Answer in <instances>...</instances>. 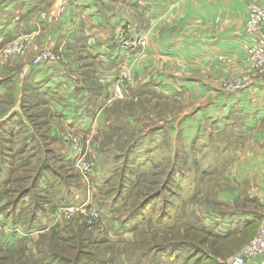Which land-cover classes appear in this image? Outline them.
<instances>
[{
    "label": "rangeland",
    "instance_id": "rangeland-1",
    "mask_svg": "<svg viewBox=\"0 0 264 264\" xmlns=\"http://www.w3.org/2000/svg\"><path fill=\"white\" fill-rule=\"evenodd\" d=\"M71 4V0H50L35 11L40 22L47 23L42 31L0 43V80L17 75L0 99V141L5 144L0 147V167L5 173L0 180V207L29 190L30 198L39 195V201L47 203L37 189L41 173L60 175L67 182L64 189L71 191L63 205L57 199L44 205L46 214L40 215L44 226L27 232L30 211H25L22 223L13 227L17 232L0 230V264H177L163 247L180 242L195 245V252L178 246L180 264L187 256H193L191 263L207 256L214 262L205 264H228L256 237L264 217V197L259 193L264 173L252 170L250 160L264 126L247 133L241 127L243 117L237 114L226 128L216 131L206 119L197 132L201 140H196L192 120L219 95L237 94L253 82L264 84V66L256 67L245 58L244 69L245 62L239 67L233 61L225 71L201 75L204 69L183 65L182 74L209 83L201 98L194 94L160 98L146 89L144 95L126 97L127 81L123 80L121 92L115 87L102 112L108 121L105 128L88 135L68 130L50 115L25 74L38 59L51 54L55 65L74 62L72 71L83 84L99 85L90 76V66L79 63L86 60L84 51L65 49L60 23ZM254 6L264 8L256 1H245L248 16ZM248 21L249 17L246 29ZM142 37L144 46L138 45L139 49L147 44V36ZM84 67L88 75L81 71ZM154 134L162 135L160 143L148 140ZM23 146L24 154L18 155ZM76 149L85 162H95L92 176L85 178L74 164ZM119 194L122 200L111 207L109 202ZM151 198L155 200L134 222H122ZM86 201L105 217L104 222H96L91 210H60ZM26 207L31 210L32 206ZM15 220L10 218L11 223ZM135 223L139 225L132 229ZM215 231L233 235L220 240L214 237ZM247 264H264V257Z\"/></svg>",
    "mask_w": 264,
    "mask_h": 264
},
{
    "label": "crops",
    "instance_id": "crops-1",
    "mask_svg": "<svg viewBox=\"0 0 264 264\" xmlns=\"http://www.w3.org/2000/svg\"><path fill=\"white\" fill-rule=\"evenodd\" d=\"M49 1L2 0L0 43L23 33L42 31L47 23L40 22L35 11ZM245 1L71 0V11L60 23V32L66 37L65 49L84 51L86 60L79 63L90 66V76L99 85L83 84L72 71L75 63L71 61L39 64L27 69L25 75L45 100L50 115L68 130L85 135L107 126L102 112L120 78L127 81L126 97L144 95L142 90L146 89L160 98L190 94L201 98L209 83L198 76H185L182 67L202 68L201 75H212L231 68L234 61L239 67L245 62L244 69L246 47L259 35L248 32L244 26L248 17ZM253 1L264 5V0ZM123 30L132 40L146 35V47L120 49L118 40ZM86 69L81 71L88 75ZM16 76L0 80V99ZM200 114L192 120L196 140H201L197 132L206 125V119L207 125L212 124L218 131L226 128L237 114L243 117L241 127L247 133L260 130L264 126V84L253 82L249 89L237 94H221ZM161 136L154 134L148 140L160 143ZM261 136L250 160L254 163L252 170L264 173V131ZM67 157L71 158L70 154ZM259 193L264 197V186H260Z\"/></svg>",
    "mask_w": 264,
    "mask_h": 264
},
{
    "label": "trees",
    "instance_id": "trees-1",
    "mask_svg": "<svg viewBox=\"0 0 264 264\" xmlns=\"http://www.w3.org/2000/svg\"><path fill=\"white\" fill-rule=\"evenodd\" d=\"M13 118V117H12ZM11 123V122H9ZM7 125L3 127V130H7ZM11 135V134H10ZM4 142L0 141V147L3 148L4 146ZM11 148V147H10ZM24 149V150H23ZM25 152V146L21 147L20 149H18V155H23ZM55 156L61 160V161H67L66 159H64L65 157L60 155V154H55ZM68 158V157H67ZM1 159V158H0ZM68 160H70L68 158ZM3 169L2 167H0V180L4 177L5 173H3ZM5 178V177H4ZM8 181V179L6 180ZM67 182L65 180H63L61 178L60 175H57L56 173L53 174H46V173H41L39 175V178L37 180V189L40 191V194H43V197L48 200L47 203H43L42 200L39 201V195H35L34 194V198H30L28 194H30V190L29 191H24V192H19V196L16 200L11 201V203H9L8 205L5 206H1L0 207V215H3L4 219L7 221H10V218L15 217V222L16 223H12L13 227L18 226V222L22 223V216H24L25 211L30 213V217L28 216V219H26L25 225L27 226V232H32L34 230H36L37 228H39L40 226L43 225V221L40 219V215L41 214H46L45 212L47 211L44 205L50 204V202H52L53 200H60L61 202L64 201L63 203H60L61 205H63L65 203V200L69 195V193L71 192H67L66 189H64V186ZM3 187V186H2ZM0 187V188H2ZM120 189H118L119 191ZM120 192V191H119ZM24 194V195H22ZM152 196V195H151ZM150 196V197H151ZM25 200V202H24ZM121 196L119 194V196L114 199H112V201H110L109 203H112L111 207L116 205L119 201H121ZM155 200V198H151V200H146L144 203H142L141 205L138 206V208L136 210H134L132 212V214L124 221H122L124 224H128L130 222H134L136 220L137 217L142 215V212H144V209L147 208L148 204L150 203V201ZM29 201V203H27ZM124 201V200H123ZM28 205H31V210L28 209L29 207H26ZM58 206V205H57ZM110 207V206H109ZM40 209L42 212H40ZM103 214V213H102ZM105 218V217H104ZM148 222V221H147ZM137 224V223H135ZM148 224V223H146ZM45 225V223H44ZM43 225V226H44ZM137 225H133L132 229H136ZM214 237L220 240H225L228 239L230 236H232L233 234H222L219 233L218 231L214 232ZM24 240V239H22ZM3 244V243H2ZM0 243V245H2ZM19 244V242L17 243ZM183 245V246H182ZM3 246V245H2ZM181 246L182 249L185 248H189L192 252H195V245L191 242H186V243H182L180 242V244H177L174 246L172 245H166L163 247L164 251L166 254H168L170 261L175 260L177 264H180V256L178 255V252H180V247ZM153 248V247H152ZM179 250V251H178ZM147 255V254H146ZM193 259V256H187V258L185 259L184 263L181 264H205L206 262H214L212 258L205 256V259L202 261L201 258L200 260L198 259V262L196 260V262L191 263V260ZM201 262V263H200Z\"/></svg>",
    "mask_w": 264,
    "mask_h": 264
},
{
    "label": "built area",
    "instance_id": "built-area-1",
    "mask_svg": "<svg viewBox=\"0 0 264 264\" xmlns=\"http://www.w3.org/2000/svg\"><path fill=\"white\" fill-rule=\"evenodd\" d=\"M249 21L247 31L250 33H257L258 38L250 43L246 47V58L248 61H251L256 67L264 66V32H263V24H264V8L260 7H250L249 10ZM140 39L132 40L127 31H122L121 35L118 40V46L122 50H130L138 45L144 46L145 37H139ZM51 64L54 65L57 63V60L51 54L45 55L44 57L37 60L36 65L39 64ZM124 78H120L118 84L116 86V90L121 92V85ZM80 149H76L74 151V164L81 168V172L84 174L85 178H88L93 175L95 171V162L90 160L84 161L82 152L79 151ZM60 210L63 212H72V211H88L91 210L94 212L96 222H104L105 219L103 215H101L96 208L89 202L86 201L81 204L76 205H67L60 207ZM15 229V230H14ZM0 230L1 231H8V232H17L16 228H13V224L10 221L5 220L0 215ZM257 257H264V217L262 219L261 228L256 235V237L247 245L245 246L240 253L234 256L228 264H247L249 261L257 258Z\"/></svg>",
    "mask_w": 264,
    "mask_h": 264
}]
</instances>
